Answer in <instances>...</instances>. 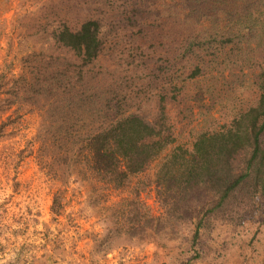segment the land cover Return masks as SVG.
<instances>
[{
  "label": "trees",
  "instance_id": "1",
  "mask_svg": "<svg viewBox=\"0 0 264 264\" xmlns=\"http://www.w3.org/2000/svg\"><path fill=\"white\" fill-rule=\"evenodd\" d=\"M18 26L0 66V140L21 126V107L36 112L35 157L57 182L52 219L70 179L105 197L128 188L111 214L119 228L139 227L144 184L174 219L202 191L194 244L207 220L238 225L246 200L264 198V0H44ZM194 79L237 94L182 141L183 119L201 106L187 93Z\"/></svg>",
  "mask_w": 264,
  "mask_h": 264
},
{
  "label": "rangeland",
  "instance_id": "2",
  "mask_svg": "<svg viewBox=\"0 0 264 264\" xmlns=\"http://www.w3.org/2000/svg\"><path fill=\"white\" fill-rule=\"evenodd\" d=\"M42 1L5 0L0 6V66L10 58L9 45H16L18 18L30 15ZM103 57L107 60L108 55ZM220 83L205 79L191 82L190 90L194 92L187 93L200 96L201 106L193 109L191 119H183L178 135L182 141L195 126L199 129L208 114L218 119L217 109L227 113L234 106L232 98L236 92L222 90ZM181 107L182 104L171 107L175 120ZM26 108L18 111L21 126L0 140V264H264V198L260 195L246 200L247 211H242L238 225L207 220L194 244V223L209 197L202 191H192L180 207V216L174 219L168 198L159 204L154 185L144 184L139 192L144 212L139 227L129 221L126 228H119L112 225L111 214L115 209L120 213L124 204L119 205L118 201L132 196L129 189L99 196L70 179L61 184L66 189L61 212L52 219L49 207L57 182L35 157L33 141L38 116ZM8 113L12 110L2 118ZM26 144L30 147L18 152ZM8 146L16 150L15 155L3 156V149ZM156 162L152 161L140 175L142 180L145 175H152Z\"/></svg>",
  "mask_w": 264,
  "mask_h": 264
}]
</instances>
